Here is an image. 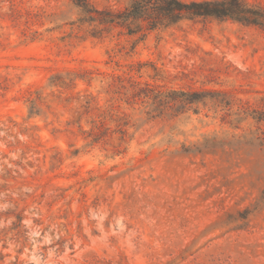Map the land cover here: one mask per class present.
Segmentation results:
<instances>
[{"label": "rangeland", "instance_id": "1", "mask_svg": "<svg viewBox=\"0 0 264 264\" xmlns=\"http://www.w3.org/2000/svg\"><path fill=\"white\" fill-rule=\"evenodd\" d=\"M79 14L0 0V264H264V123L131 101L136 82L260 110L264 30L199 19L93 39ZM108 109L123 140L108 118L97 129Z\"/></svg>", "mask_w": 264, "mask_h": 264}, {"label": "trees", "instance_id": "2", "mask_svg": "<svg viewBox=\"0 0 264 264\" xmlns=\"http://www.w3.org/2000/svg\"><path fill=\"white\" fill-rule=\"evenodd\" d=\"M80 12L75 21L78 29H83L85 35L93 39H103L114 30L119 35L135 37V42L143 41L153 31L168 29L184 21L199 19H225L246 26H254L264 30V5L251 3L248 0H129L122 9H97L88 0H69ZM139 69L142 64H138ZM139 70L137 69V72ZM155 76H158L157 74ZM131 101L140 100L146 104L150 112L147 115L162 116L180 113L183 109L197 104H210L213 108L221 107L226 110L225 117H248L264 123V94L260 97V110L241 106L237 113H231V100L219 91H185L162 90L157 86L145 83H132ZM35 99H28L30 105ZM33 109L32 107H30ZM182 113V112H181ZM102 121L97 126L103 131L104 121L108 118L117 124L121 140L125 136L121 123L125 121L112 112V109L100 114ZM264 141V140H263Z\"/></svg>", "mask_w": 264, "mask_h": 264}]
</instances>
